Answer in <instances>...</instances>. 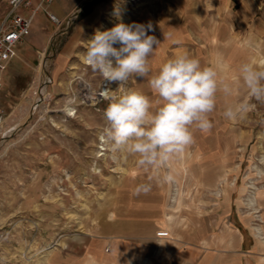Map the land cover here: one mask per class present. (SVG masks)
I'll list each match as a JSON object with an SVG mask.
<instances>
[{"label": "rangeland", "instance_id": "1", "mask_svg": "<svg viewBox=\"0 0 264 264\" xmlns=\"http://www.w3.org/2000/svg\"><path fill=\"white\" fill-rule=\"evenodd\" d=\"M56 5L64 19L40 11L44 21L36 15L26 49L3 72L0 264L90 256L98 242L113 264H264V103L249 96L238 71L245 62L264 66V0ZM6 9L0 0V22ZM118 22L151 23L148 34L160 42L148 77L130 78L119 91L139 90L155 108L148 80L184 52L215 66L221 82L212 127L193 129L194 142L159 168L139 166L101 139L107 97L119 94L104 89L119 85H105L83 55L97 31ZM242 104L241 116H224ZM142 184L150 190L136 194ZM110 240L125 247L109 249Z\"/></svg>", "mask_w": 264, "mask_h": 264}, {"label": "clouds", "instance_id": "2", "mask_svg": "<svg viewBox=\"0 0 264 264\" xmlns=\"http://www.w3.org/2000/svg\"><path fill=\"white\" fill-rule=\"evenodd\" d=\"M152 30L151 23L118 22L109 30L97 31L83 55L84 62L103 78L105 85H119L115 91L105 89L119 94L107 97L106 126L101 139L113 153L127 152L138 157V165L145 168L166 165L194 142L193 129L206 132L212 127L209 114L214 111L217 92L221 90L216 67L202 66L199 59L184 52L168 59L148 80L158 97L155 108L139 90L119 91L130 78L148 77L149 57L160 43L148 34ZM238 71L249 96L264 103V66L245 62ZM222 91L230 93L229 85L224 84ZM246 109V104L229 106L223 114L235 119ZM163 179L167 182L173 177L167 173ZM150 187L142 184L136 194L146 193Z\"/></svg>", "mask_w": 264, "mask_h": 264}, {"label": "built area", "instance_id": "3", "mask_svg": "<svg viewBox=\"0 0 264 264\" xmlns=\"http://www.w3.org/2000/svg\"><path fill=\"white\" fill-rule=\"evenodd\" d=\"M7 9L0 22V87L3 83V72L15 57L16 46L30 33L35 15L40 12L50 13L52 0H6Z\"/></svg>", "mask_w": 264, "mask_h": 264}, {"label": "crops", "instance_id": "4", "mask_svg": "<svg viewBox=\"0 0 264 264\" xmlns=\"http://www.w3.org/2000/svg\"><path fill=\"white\" fill-rule=\"evenodd\" d=\"M56 2H57V0H53V2L50 3V5H49L48 8L50 10V13H52L55 16V20L59 24L62 21V19H64V15H63V13H61L59 11V9H58V7L56 5ZM38 14H39V12L36 14L37 15V18H36V15L34 17V18H36L37 22L44 21L42 15H40V14L38 15ZM33 21H34V19H33ZM32 24H33V22H32ZM23 41H21L16 46V48H15L16 54L19 51V48L22 45H24ZM24 47L26 49V44L24 45ZM12 59H11V61H12ZM10 62H9V64H10ZM110 241H112V242L109 245V249L110 248L116 249V248H123V247H125V245H120V244H124V243H119V242L113 241V240H110ZM139 241H142V240H139ZM90 248H91V251L93 253L90 256H84V257L74 256V257H69L66 260L64 259L65 261L56 262V263L57 264H113L111 262V260L113 259V254H111L110 252L109 253H105L103 251V245H102V243L98 242V243H96L94 246H92ZM56 263L54 262V264H56Z\"/></svg>", "mask_w": 264, "mask_h": 264}, {"label": "bare ground", "instance_id": "5", "mask_svg": "<svg viewBox=\"0 0 264 264\" xmlns=\"http://www.w3.org/2000/svg\"><path fill=\"white\" fill-rule=\"evenodd\" d=\"M105 89H106V88H105ZM105 89H104V92L107 93V91H105ZM66 109H67V111H70L71 108L69 107V108H66ZM99 147H100V149H104V146H103V145H101V146H99Z\"/></svg>", "mask_w": 264, "mask_h": 264}]
</instances>
